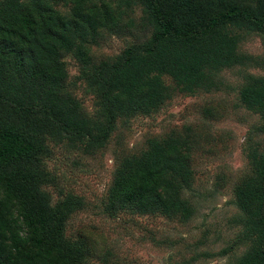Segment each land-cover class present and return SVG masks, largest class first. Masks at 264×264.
Returning a JSON list of instances; mask_svg holds the SVG:
<instances>
[{
    "label": "trees",
    "instance_id": "16d2710c",
    "mask_svg": "<svg viewBox=\"0 0 264 264\" xmlns=\"http://www.w3.org/2000/svg\"><path fill=\"white\" fill-rule=\"evenodd\" d=\"M60 7L67 9L62 11ZM264 35V0H0V264H115L111 246L68 231L87 207L82 196L53 200L57 178L45 160L52 146L94 154L118 121L149 115L177 93L237 90L259 114L264 133V76L245 73L237 86L223 73L260 66L240 50L244 34ZM127 37L120 53L97 59L93 47ZM78 65L69 80L65 57ZM94 96V112L74 94ZM205 117L220 115L213 106ZM197 136L173 129L116 159L102 213L194 215L186 197ZM250 171L232 186L236 243L247 251L230 264H264V148L250 151ZM235 243L175 264L226 256Z\"/></svg>",
    "mask_w": 264,
    "mask_h": 264
},
{
    "label": "rangeland",
    "instance_id": "374dc122",
    "mask_svg": "<svg viewBox=\"0 0 264 264\" xmlns=\"http://www.w3.org/2000/svg\"><path fill=\"white\" fill-rule=\"evenodd\" d=\"M59 8L64 12L67 9ZM100 47H93L97 59L121 52L127 37L112 36ZM240 50L258 58L260 66L236 68L223 73L226 82L237 86L242 74L264 76V35L244 34ZM69 80L78 74L76 61L66 56ZM74 94L86 110L94 112V96L76 83ZM213 106L219 118L202 114ZM262 123L259 114L239 104L237 90L177 93L157 111L118 121L106 146L94 154H86L66 145L52 146L45 160L47 169L57 178V186L49 185L53 200L63 193L82 196L84 210L69 221L68 231H85L112 247L115 264H175L197 252H216L235 243L226 256L199 259L194 264H230L248 249V243H236L239 229L232 224L238 214L233 203L232 186L250 171L249 152L264 148V133L256 128ZM197 136L192 154L194 181L185 195L195 206L194 215L181 220L178 216L120 212L115 218L102 213L116 159L125 153L146 147L147 139L176 129ZM62 192V194H60Z\"/></svg>",
    "mask_w": 264,
    "mask_h": 264
}]
</instances>
